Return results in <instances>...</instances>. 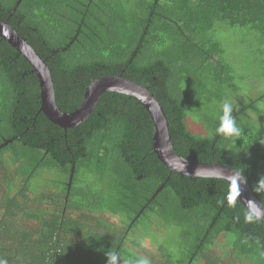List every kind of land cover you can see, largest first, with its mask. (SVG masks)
<instances>
[{
    "label": "trees",
    "instance_id": "1",
    "mask_svg": "<svg viewBox=\"0 0 264 264\" xmlns=\"http://www.w3.org/2000/svg\"><path fill=\"white\" fill-rule=\"evenodd\" d=\"M0 20L46 60L63 111L99 76L135 81L162 105L177 154L231 166L264 204V128L250 115L264 116V93L236 99L238 137L216 131L244 78L219 36L246 28L264 52V0H0ZM39 94L30 64L0 37V261L107 264L115 252L117 264H264V223L229 203L225 180L166 167L139 101L104 92L64 129L38 112ZM189 114L204 132L189 129Z\"/></svg>",
    "mask_w": 264,
    "mask_h": 264
},
{
    "label": "water",
    "instance_id": "2",
    "mask_svg": "<svg viewBox=\"0 0 264 264\" xmlns=\"http://www.w3.org/2000/svg\"><path fill=\"white\" fill-rule=\"evenodd\" d=\"M0 37L14 47L30 64L40 89L38 112H42L51 122L64 129L73 128L83 123L94 112L102 93L109 91L131 96L144 106L152 119L153 150L166 167L189 177L221 178L231 187L232 180L235 178L239 193L236 196L237 199L249 213L264 223V204L253 193L244 175L224 163L197 162L186 159L175 152L162 105L147 87L122 75L99 76L85 87L81 102L74 110L63 111L56 103L54 80L46 60L9 25L7 20H0ZM163 185L156 190V193Z\"/></svg>",
    "mask_w": 264,
    "mask_h": 264
},
{
    "label": "rangeland",
    "instance_id": "3",
    "mask_svg": "<svg viewBox=\"0 0 264 264\" xmlns=\"http://www.w3.org/2000/svg\"><path fill=\"white\" fill-rule=\"evenodd\" d=\"M225 33L228 34H222L219 38L227 45V57L229 60L235 61L234 65L236 66L238 76H244L243 79H236V83L240 87L238 94L229 98L228 103L234 107L236 105V99H245L247 97H254L264 93V75L258 77V75L264 74V52L258 50L260 48V42L256 39L257 34L255 32L249 31L246 28H228ZM250 115L257 119L259 124L264 128V116L256 115L254 113H251ZM187 118V126L191 131L194 133L204 132L201 121L193 114H189ZM46 177L47 176H45V178ZM0 186L1 194L3 191H6L5 183L1 182ZM29 194L31 196L35 195L33 191ZM107 218L116 223L118 221L116 215L107 216ZM34 223L35 222H26L22 227H29L34 225ZM137 236H140V240L142 243L144 242L147 250L150 253H153L152 250L156 249L155 245H157V243L152 241L150 237L144 236L141 232L135 235V237ZM156 236L157 239H162L160 235ZM223 241L224 239H220L216 248L222 250L224 245ZM76 264L78 263L76 262Z\"/></svg>",
    "mask_w": 264,
    "mask_h": 264
},
{
    "label": "clouds",
    "instance_id": "4",
    "mask_svg": "<svg viewBox=\"0 0 264 264\" xmlns=\"http://www.w3.org/2000/svg\"><path fill=\"white\" fill-rule=\"evenodd\" d=\"M222 111H223V115L220 117V124L217 127L216 131L227 137H238L241 134V129L236 125L235 119L231 115L232 106L229 103H224ZM257 185L259 189H264V178L258 180ZM238 194H239L238 186L236 179L234 178L232 180V190L229 196L230 204L235 202L236 196ZM246 219L248 221H252L254 217L251 213H249L248 215H246ZM106 258H107V264H117L118 254L115 252L108 253L106 255ZM0 264H4V262L0 261ZM138 264H148V261L146 259H140L138 261Z\"/></svg>",
    "mask_w": 264,
    "mask_h": 264
}]
</instances>
